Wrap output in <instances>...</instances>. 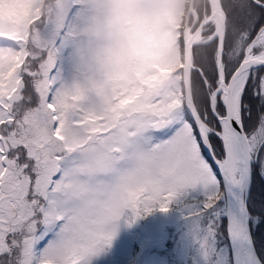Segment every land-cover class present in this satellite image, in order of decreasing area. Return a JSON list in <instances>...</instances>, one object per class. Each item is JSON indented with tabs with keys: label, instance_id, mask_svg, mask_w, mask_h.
<instances>
[{
	"label": "snow or ice",
	"instance_id": "6c2138e0",
	"mask_svg": "<svg viewBox=\"0 0 264 264\" xmlns=\"http://www.w3.org/2000/svg\"><path fill=\"white\" fill-rule=\"evenodd\" d=\"M109 4L31 0L0 28V264H90L122 217L173 204L201 264H264V0H197L155 83L99 71L100 21L142 7Z\"/></svg>",
	"mask_w": 264,
	"mask_h": 264
},
{
	"label": "rangeland",
	"instance_id": "374dc122",
	"mask_svg": "<svg viewBox=\"0 0 264 264\" xmlns=\"http://www.w3.org/2000/svg\"><path fill=\"white\" fill-rule=\"evenodd\" d=\"M12 2L13 0H4L2 6L9 7ZM135 3L141 5L142 7L135 11L133 16L130 17L131 23L126 26L131 27L134 30L137 41V49L140 51H135L134 53L125 52L123 55L129 64L132 58L135 59L137 57L142 58V62L136 65L134 68L129 67L127 69L120 70L124 72L132 71V73L144 75L145 72L150 69V66L148 67V63L146 61L147 54L145 53V50L141 48V43H145L148 37H150L154 32L160 31L163 35L166 32H174V27L177 26L183 17L186 0H135ZM186 11L187 8L185 10V14ZM29 14L30 12H28L23 18L12 16V19L3 18L0 16V28L22 27L26 24L27 16H29ZM157 46L162 48V53H159L160 55L163 54L167 47L166 43L164 42H161L160 45L157 44ZM261 189L262 188L258 187L256 190L257 193L254 191V193L257 194V197H260L258 195ZM183 210L185 211V209ZM126 213L130 215L129 212ZM181 216L182 215L179 213L176 214L175 209L172 208H170V210L166 213L154 211L153 213L148 214L146 218L148 221L146 223L147 225L144 236L142 238L139 237L137 243L144 245V243L146 244L150 240L152 242L157 241V243L164 244L165 247L163 249H167L166 247L168 246L172 247L173 244L176 243L175 249L178 250L179 246H181V251H179L176 258H174L173 262L175 263L170 264H201L198 245L193 238L191 223L189 221L185 222L184 233L180 231H174V227H166L168 224H174V226H178V229H181V223L179 222V218H181ZM126 222L127 220L124 217L117 221L116 233L111 241L110 246H108L98 256L94 257L90 264H100V262H106L108 259V254L117 255L116 257L121 259L124 258L125 255L130 254V245L132 241L130 228ZM130 227L132 226L130 225ZM177 232L181 234V245L177 243L179 240L177 237L176 240L172 239V237H174ZM164 234H166L167 237H165ZM147 245L148 244H146V246ZM147 248L149 249V247ZM187 252L188 254H185ZM135 256L136 257H133L132 259V264H139V255L135 254ZM148 258L150 259L149 256Z\"/></svg>",
	"mask_w": 264,
	"mask_h": 264
},
{
	"label": "flooded vegetation",
	"instance_id": "af4514ba",
	"mask_svg": "<svg viewBox=\"0 0 264 264\" xmlns=\"http://www.w3.org/2000/svg\"><path fill=\"white\" fill-rule=\"evenodd\" d=\"M197 0L193 1V9L196 11V5ZM187 8V7H186ZM186 10V9H185ZM185 10L183 13V17L181 18L180 22L177 24V26L174 27V32H166L164 35L160 32H154L150 37H148L147 41L145 43H141V48L145 50L146 55V61L148 63V67L150 66V69L145 72L144 75L141 74H135L137 78L141 79L144 82L147 83H155L159 79L167 78L170 76H173L175 73L176 68L179 67L178 61H177V55H176V48H175V35H176V29L184 28V22H185ZM185 14V15H184ZM194 14H190L187 17V25L186 26H194L193 21ZM146 22V21H145ZM142 23V22H141ZM141 25V24H140ZM185 26V27H186ZM143 41V40H142ZM161 42L166 43V49L162 53V48L157 46V44L160 45ZM168 44V45H167ZM136 51H140L136 49ZM153 56V57H152ZM168 57V59H167ZM133 60V58H132ZM130 61V64L132 62ZM134 68V67H132ZM261 180L264 182V179L261 178ZM260 187V186H258ZM170 208L175 209L176 214H180L181 212L184 213V208L180 207L178 204H173ZM154 212V211H153ZM152 212V213H153ZM125 216H129L127 213ZM148 214L144 215L140 218L135 219L133 222L129 223L126 222L128 227L130 228V234H131V245H130V254L125 255L124 258H117V255H111L108 254V259L106 262H100V264H132L133 257H136L135 254L139 255V264H170L175 263L173 262L174 258H176L177 253L181 251V246H179L178 250H176V243L173 244L172 247H166L167 249H163L165 246L163 243H157L152 242L151 240L146 243L148 244H140L137 243L138 238H142L144 236L146 223L148 219L146 220ZM125 218V217H124ZM126 219V218H125ZM181 218H179L180 225H184V222L180 221ZM127 220V219H126ZM130 225L132 227H130ZM179 225V224H178ZM166 227H174V231H178V226H174V224H168ZM128 235V234H127ZM165 237H167L166 234H164ZM176 237L179 239L177 243L181 245V235L176 234L172 239L176 240ZM188 238V237H187ZM149 247V249L147 248ZM174 247V249H173ZM185 254H188L185 253ZM150 257V259L148 258Z\"/></svg>",
	"mask_w": 264,
	"mask_h": 264
},
{
	"label": "clouds",
	"instance_id": "9594fccd",
	"mask_svg": "<svg viewBox=\"0 0 264 264\" xmlns=\"http://www.w3.org/2000/svg\"><path fill=\"white\" fill-rule=\"evenodd\" d=\"M105 7H110L109 0H103ZM127 26L109 11L97 26V59L99 71L110 72L117 69L135 67L142 62L137 57L131 64L127 62L123 53L129 51V43L125 35Z\"/></svg>",
	"mask_w": 264,
	"mask_h": 264
},
{
	"label": "trees",
	"instance_id": "16d2710c",
	"mask_svg": "<svg viewBox=\"0 0 264 264\" xmlns=\"http://www.w3.org/2000/svg\"><path fill=\"white\" fill-rule=\"evenodd\" d=\"M3 2H4V0H0V16L3 17V18L12 19L13 18L12 16L23 18L24 16H26V14L28 12H30L29 4H30L31 0H13L12 4L9 7L2 6ZM187 2H188V0H186L185 9L187 7ZM27 21H28V16H27L26 23H27ZM254 177H256V179L253 178L254 182H253V185H252V188H251L250 192L255 191V187L254 186H257V187L260 186L261 188L262 187L264 188V182L261 180V178L258 175L254 176ZM252 189H254V190H252ZM256 190H257V188H256ZM251 194H253V193H251ZM254 197H255V195L253 196V198ZM255 200H256V202L252 206L259 211L260 208H261V205H260V203L258 201V197ZM259 200H260V197H259ZM180 214L182 215L180 221H182L184 223L186 221L188 222V220L184 218V213L181 212ZM182 226H181V229H178V231L184 233V230H185L184 229V225H182ZM263 227L264 226L257 225L256 228L253 230L254 239H256L258 246H259V236H260L261 233H264V228ZM258 230H260V232ZM256 231H258V232L256 233ZM177 234L181 235V234H179V232H177Z\"/></svg>",
	"mask_w": 264,
	"mask_h": 264
},
{
	"label": "water",
	"instance_id": "95a60500",
	"mask_svg": "<svg viewBox=\"0 0 264 264\" xmlns=\"http://www.w3.org/2000/svg\"><path fill=\"white\" fill-rule=\"evenodd\" d=\"M193 1L194 0H188V5H187V11H186V17H185V23H184V27L187 25V17L192 13L194 14L195 11L193 9Z\"/></svg>",
	"mask_w": 264,
	"mask_h": 264
},
{
	"label": "bare ground",
	"instance_id": "6f19581e",
	"mask_svg": "<svg viewBox=\"0 0 264 264\" xmlns=\"http://www.w3.org/2000/svg\"><path fill=\"white\" fill-rule=\"evenodd\" d=\"M254 179H256V177H254ZM255 181H256V180H255ZM253 182H254V181H253ZM257 183H258V182H257ZM252 185H253V184H252ZM254 185H255V184H254ZM253 188H254V187H253ZM256 188H258V187H255V192H256ZM260 188H261V187H260ZM262 188H263V187H262ZM252 190H254V189H252ZM261 190H262V189H261ZM260 192H261V191H260ZM251 193H253V194L255 195L254 198L257 199V197H256L257 195L254 193V191H252ZM256 193H257V192H256ZM258 193H259V191H258ZM253 194H252V195H253ZM254 195H253V196H254ZM258 196H259V195H258ZM255 201H256V200H255ZM258 201H259V197H258ZM263 228H264V227H263ZM256 230H257V229H256ZM258 231L260 232V230H258ZM258 231H256V233H257Z\"/></svg>",
	"mask_w": 264,
	"mask_h": 264
}]
</instances>
